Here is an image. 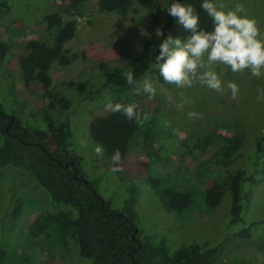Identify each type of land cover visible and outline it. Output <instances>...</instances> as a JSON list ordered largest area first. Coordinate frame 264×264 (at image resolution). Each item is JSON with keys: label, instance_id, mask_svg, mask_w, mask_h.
<instances>
[{"label": "rangeland", "instance_id": "374dc122", "mask_svg": "<svg viewBox=\"0 0 264 264\" xmlns=\"http://www.w3.org/2000/svg\"><path fill=\"white\" fill-rule=\"evenodd\" d=\"M173 1L134 0L123 14L89 8L84 16L73 17L66 12L65 0H0L7 5L0 7V41L8 45V54L0 65V106L7 116L30 130L50 133L65 122L64 148L77 157L78 174L94 187L111 211H122L127 200L133 201L141 242H162L169 254L192 243L221 246L216 264H264V152L259 159L255 153L256 140L264 133V99L260 98L264 75L254 77L247 70L233 73L229 67L214 65L225 86L229 81L238 85L236 97L226 88L221 94L199 82L190 88H177L150 71L137 81L147 76L157 89L154 98L142 91L137 94L136 86L118 93L103 89L106 74L118 61L139 55L157 31L156 19ZM203 2L180 3L194 8L200 30L211 32L214 22L203 9ZM214 2L224 4L225 11L243 4L246 15L256 21L264 36V0ZM57 12L64 22L76 19V33L64 45V50L76 58L66 66L52 63V84L47 89L36 83L24 86L15 57L24 52L23 42L29 38L53 46L55 31L46 28L45 18ZM191 34L175 18L171 35L186 41ZM60 92L71 101L66 111L55 106ZM109 102L135 104L141 115L151 114L130 142L120 172L113 171L116 166L105 153L102 157L95 155L98 144L89 134L93 119L110 112L105 108ZM190 112L197 116L189 119ZM222 137L243 139L241 147L230 152L232 162L224 172L239 170L254 174L257 180L243 185L247 197H243L240 221L234 224L230 223L229 192L214 208L206 206L204 197L215 175L223 173L215 166L223 154ZM81 141L87 146L83 147ZM46 143L55 149L54 144ZM160 189L189 191L194 204L186 211L172 210L160 199ZM60 212L76 217L69 206L54 204L26 169L4 168L0 172V249L4 252L0 264H91L78 255L75 239L68 234L61 236L56 228L29 234L36 215ZM245 230L249 236L238 237Z\"/></svg>", "mask_w": 264, "mask_h": 264}, {"label": "trees", "instance_id": "16d2710c", "mask_svg": "<svg viewBox=\"0 0 264 264\" xmlns=\"http://www.w3.org/2000/svg\"><path fill=\"white\" fill-rule=\"evenodd\" d=\"M133 1L65 0V4L66 12L76 17L84 16L89 8L98 12L123 14L131 9ZM1 6L7 5L0 2ZM74 19L64 22L58 12L45 18L46 28L55 31L54 44L51 47L37 38H29L23 42L24 52L15 57V61L20 68L24 86L36 83L47 89L52 84L49 75L52 63L57 62L66 66L74 61L76 55H69L64 50V45L76 33L77 25ZM174 20L175 18L165 10L164 14L156 19L157 31L146 41L139 55L118 61L106 74L103 89L117 93L129 89L130 85L124 77L125 69H131L136 80L149 71L160 76L159 69L151 70V67L156 64L155 57L159 55V45L163 39L171 35ZM7 54L8 45L0 41V65L4 63ZM55 106L66 111L70 109L71 101L60 92L55 98ZM65 128L66 123L63 122L50 133L30 130L22 127L17 119L7 116L0 106V172L7 166L26 169L49 194L54 204L67 205L76 213L75 218L71 217V213L65 212L38 214L29 225V234L38 235L56 228L61 236L68 234L75 239L78 255L89 260L91 264L217 263L221 256V246L207 247L192 243L169 254L162 242L158 245L141 242L135 224L133 201L127 200L122 211L110 210L109 205L98 196L94 187L78 174L77 157L64 148ZM138 131L139 126L134 120H128L121 112L113 111L93 119L89 127L91 139L103 147L110 160L115 150L119 149L122 162L126 159L130 142ZM235 137L232 139L222 137L220 149L223 154L221 153L222 158L215 166L223 173L216 174V179L204 192L205 203L209 208L218 206L224 194L230 193L231 224L240 221L243 197H247L246 193L244 196L243 185L257 181L254 174L246 175L239 170L232 173L224 172L232 162L230 152L236 151L243 143L242 138ZM46 141L54 144L55 149H50ZM255 146V153L259 159L260 154L264 152V133L259 135ZM210 173H213V170L208 175ZM158 195L168 208L179 212L186 211L194 204L193 194L189 191L160 189ZM18 209L16 208V211ZM249 234V231L245 230L238 237H248ZM3 259L4 252L0 249V261ZM229 264L246 263L239 261Z\"/></svg>", "mask_w": 264, "mask_h": 264}, {"label": "clouds", "instance_id": "9594fccd", "mask_svg": "<svg viewBox=\"0 0 264 264\" xmlns=\"http://www.w3.org/2000/svg\"><path fill=\"white\" fill-rule=\"evenodd\" d=\"M202 7L214 22V30L211 32L200 30L199 16L194 14V8L183 5L179 0H175L165 9L192 34L186 41L174 38L172 35L163 39L159 45V55L155 57V66L164 81L177 88H190L194 83L199 82L221 94L226 88L230 90L232 97H236L239 93L238 85L229 81L225 86L217 72L213 70V66L229 67L233 73L247 70L254 77L264 75V36L256 21L246 15L243 4L237 3L234 9L225 11L224 4H217L214 0H204ZM124 77L130 86H136L137 94L142 91L147 93L150 99L156 96L157 89L147 76L142 81H137L134 79L133 71L128 69L125 70ZM260 98L264 99V90ZM179 107L182 108L183 105ZM105 108L113 112H121L128 120H134L141 127L151 119L150 113L143 115L138 113L135 104L109 102L105 104ZM188 116L189 119H193L197 114L190 112ZM81 145L87 146L85 141H81ZM94 153L102 157L103 147L97 145ZM111 161L116 165L113 171L123 170L119 149L115 150Z\"/></svg>", "mask_w": 264, "mask_h": 264}, {"label": "water", "instance_id": "95a60500", "mask_svg": "<svg viewBox=\"0 0 264 264\" xmlns=\"http://www.w3.org/2000/svg\"><path fill=\"white\" fill-rule=\"evenodd\" d=\"M66 167H67V165H66Z\"/></svg>", "mask_w": 264, "mask_h": 264}]
</instances>
